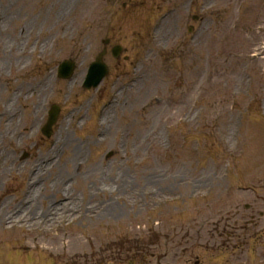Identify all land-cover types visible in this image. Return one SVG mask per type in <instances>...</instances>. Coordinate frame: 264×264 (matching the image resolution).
<instances>
[{
	"label": "rangeland",
	"instance_id": "rangeland-1",
	"mask_svg": "<svg viewBox=\"0 0 264 264\" xmlns=\"http://www.w3.org/2000/svg\"><path fill=\"white\" fill-rule=\"evenodd\" d=\"M202 1L191 39L176 36L181 11L144 57L160 0H0V264H264V0ZM106 40L122 56L85 91ZM66 134L84 146L82 167L66 163L78 154Z\"/></svg>",
	"mask_w": 264,
	"mask_h": 264
},
{
	"label": "bare ground",
	"instance_id": "bare-ground-1",
	"mask_svg": "<svg viewBox=\"0 0 264 264\" xmlns=\"http://www.w3.org/2000/svg\"><path fill=\"white\" fill-rule=\"evenodd\" d=\"M56 39V38H55ZM53 44V43H55V42H51V41H49V42H45L44 44H43V46H42V52H44V51H50V50H52L51 49V46H50V44ZM48 72L50 71V69H51V66H47L46 68H45ZM137 82L138 81H135V82H133L132 84H131V88H133V87H135V85L137 84ZM41 89L43 90L44 88L43 87H41ZM19 96V93L18 94H16L15 95V97H14V99H16L17 97ZM13 99V100H14ZM13 100L11 101L12 103H6V105L4 106V108H5V111H4V113H3V115L1 116V121H3V123L5 122L6 123V121H7V117H9V118H13L14 116H15V113H14V111H15V108H14V105H13ZM39 101V100H38ZM115 103L116 102H112V106L111 107H114V108H112V110H116V108H119L120 106H121V103H119V104H117V105H115ZM108 108H110V107H108ZM118 111H121V110H118ZM37 117V112H35V111H33L32 112V118L34 119V118H36ZM102 121H101V126H102V128L104 129V128H106V133L109 135V136H111V134H110V130H111V128L114 126V117L113 116H109L108 114L107 115H104L103 116V118L101 119ZM118 124V123H117ZM117 124H116V126H117ZM1 125V124H0ZM110 125V126H109ZM6 126V125H5ZM63 130V129H62ZM63 133H64V130H63ZM114 133L115 134H112L113 136H116V134L118 135L119 134V131L116 129L115 131H114ZM5 137H7V127H5V129H1L0 130V141H1V139H4ZM62 142H64L66 145H67V147L70 149V152H73L74 151V149L78 152V154H76V155H71L70 156V158L69 159H67V161H66V163H67V165L69 166V167H72L73 168V166L74 167H82L84 164H83V162L81 161V160H79V159H81L82 157H83V145H80L79 147H76L75 148V144H74V142L71 140V138L70 137H68V135L66 134L65 136H64V139L62 140V141H60V145H63L62 144ZM0 147H1V145H0ZM2 148H0V150H1ZM58 150V148L56 147V148H54V147H50V149L49 150H47V151H44L42 154H43V157L41 158V160H40V165L39 166H41L42 167V169L43 170H46L47 169V171L49 170V169H51V167L53 166V162H52V158L56 155V153L58 152L57 151ZM3 156V153L2 152H0V158ZM4 156H5V154H4ZM49 166V168H47ZM35 179H37V177H35V178H33L32 180H33V182H36L35 181ZM33 193V192H32ZM7 218V217H6ZM6 221H11V222H17L18 220L17 219H15V216L13 217V218H11V219H6ZM5 221V222H6ZM22 222H23V220H22ZM18 223H19V221H18Z\"/></svg>",
	"mask_w": 264,
	"mask_h": 264
},
{
	"label": "water",
	"instance_id": "water-1",
	"mask_svg": "<svg viewBox=\"0 0 264 264\" xmlns=\"http://www.w3.org/2000/svg\"><path fill=\"white\" fill-rule=\"evenodd\" d=\"M54 121H55V115L53 114V115H50V118H49V121H48V124H47V126H46V130H45V132L47 131H49V129H50V126L54 123Z\"/></svg>",
	"mask_w": 264,
	"mask_h": 264
}]
</instances>
